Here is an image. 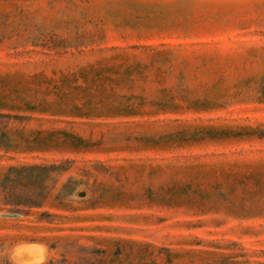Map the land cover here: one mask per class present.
<instances>
[{"label":"rangeland","instance_id":"obj_1","mask_svg":"<svg viewBox=\"0 0 264 264\" xmlns=\"http://www.w3.org/2000/svg\"><path fill=\"white\" fill-rule=\"evenodd\" d=\"M42 255L264 264V0H0V264Z\"/></svg>","mask_w":264,"mask_h":264},{"label":"clouds","instance_id":"obj_2","mask_svg":"<svg viewBox=\"0 0 264 264\" xmlns=\"http://www.w3.org/2000/svg\"><path fill=\"white\" fill-rule=\"evenodd\" d=\"M25 246H27V247H38V248L44 249L43 245L30 243V242H20L17 245H14L13 248L14 249H21V248H24ZM45 251H46V249H45ZM9 264H12L11 259L9 260ZM29 264H31V262H29ZM36 264H46V256L42 255L41 258L36 262Z\"/></svg>","mask_w":264,"mask_h":264},{"label":"bare ground","instance_id":"obj_3","mask_svg":"<svg viewBox=\"0 0 264 264\" xmlns=\"http://www.w3.org/2000/svg\"><path fill=\"white\" fill-rule=\"evenodd\" d=\"M31 250H36L35 247H27L25 246L24 248L21 249H16L15 254H28ZM29 260H26L24 262H18L19 264H29ZM32 263V262H31Z\"/></svg>","mask_w":264,"mask_h":264},{"label":"trees","instance_id":"obj_4","mask_svg":"<svg viewBox=\"0 0 264 264\" xmlns=\"http://www.w3.org/2000/svg\"><path fill=\"white\" fill-rule=\"evenodd\" d=\"M28 170L29 171H38V170H40V168L39 167H31ZM26 205H28L30 208H35V207H39L40 206L38 204H35L34 202H29V204H26Z\"/></svg>","mask_w":264,"mask_h":264}]
</instances>
